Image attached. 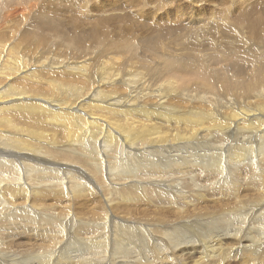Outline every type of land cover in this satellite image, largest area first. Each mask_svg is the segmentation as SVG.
Here are the masks:
<instances>
[{
    "label": "bare ground",
    "instance_id": "6f19581e",
    "mask_svg": "<svg viewBox=\"0 0 264 264\" xmlns=\"http://www.w3.org/2000/svg\"><path fill=\"white\" fill-rule=\"evenodd\" d=\"M30 8L23 6L18 16L17 8H13L7 15L21 18ZM110 19L114 18L106 21ZM65 26L63 22H35L39 31L36 39L30 32L19 40L26 49H10L8 44L0 49V77L7 82L0 87V127L10 130L0 132V264H264V199L254 205L245 204V195H240L239 190L243 182L237 179L241 168L251 170L255 166V153L261 158L264 155V79L255 78L236 100L226 98L223 92L208 94V90L201 93L191 87H178L175 78L163 77L173 60L179 62L175 58L170 62L174 57L171 55L166 74L162 70V76L156 71L155 75L139 76L136 71L143 67H121L117 55L92 60L95 63L91 70L90 59L80 60L81 52H30L41 42L45 47L52 43L42 35L44 31L51 34V41H61L59 47H63L74 33L71 25ZM94 27L86 28V36L92 38L93 44L112 39L101 27ZM238 31L243 40L228 42L232 48L249 41L243 30ZM123 32L119 30L117 38ZM162 61L159 62L163 64ZM104 85L111 88L102 89ZM230 94L236 97L235 92ZM82 99L92 101L90 113H84L87 106L83 107ZM199 102L207 109L199 108ZM35 117L46 124H62L67 133L65 147L74 156L80 150L89 151L82 156L98 172L87 169L84 161L79 168L73 167V172L65 169L62 176H56L57 180L47 182L45 187L34 186L43 179L38 173L32 175L37 172L35 165L71 168L56 162L55 153L48 150L55 151L53 142L45 143V135L28 126L26 121ZM13 120L26 125L18 126ZM76 131L80 132L78 139L87 143L78 141ZM240 132L247 136L237 137ZM21 170L24 179L20 177ZM262 173L261 170L254 176L260 184L264 183ZM93 191L108 210L119 203H143V219H129L130 211L118 216L115 213L109 220L100 213H93V222L80 220L70 211V198L88 197L91 192L99 204ZM45 194L53 195V200L58 196L64 200L62 215H49V204L38 205ZM185 231L188 233L179 240L177 234ZM20 244L24 245L17 247ZM82 247L93 250L91 258L75 254ZM36 248L40 252L34 253ZM9 249L13 251H3Z\"/></svg>",
    "mask_w": 264,
    "mask_h": 264
},
{
    "label": "rangeland",
    "instance_id": "374dc122",
    "mask_svg": "<svg viewBox=\"0 0 264 264\" xmlns=\"http://www.w3.org/2000/svg\"><path fill=\"white\" fill-rule=\"evenodd\" d=\"M25 5L31 6V8L28 11L29 13L28 12L22 13L26 15L24 17H21L23 18V20L18 17L16 19H13L12 14L11 17L7 15V12L12 13V9L17 8L15 15L18 16L20 14L18 12ZM109 17L114 18V19H110L112 23L109 22V20L106 21V19ZM43 21L49 25L52 24L55 25L57 24V22H63L66 25L65 27H67V25L70 27L71 25L70 28L73 29L74 32L71 36V39L73 40L70 39L68 43L66 42L63 43V47H59V45L62 46V42L51 41L49 39L51 38V34H46V32L43 30L44 32L42 31L43 34L42 32L41 34L46 36L49 42L52 43L49 44L47 47H45L44 46L45 42H41L36 46L37 48L39 47L38 49L37 48L29 49L30 52L34 54L37 51V53L39 54V53H43L44 51H49L48 53H50L53 50H57V49L63 51L66 50L70 53L72 52L71 54L74 53L77 55L81 52L80 55L82 56L83 59L80 58V60L90 59L91 62L89 69L91 70L93 69V65L95 63V61L93 63L92 60H95L97 58L104 59L106 57L108 58L110 57V59H113L112 56L117 55L119 56L117 58V61L121 63V67L129 68L130 66V68L134 70H137L139 66L143 67L142 69L140 68L138 71H136L138 75L140 74L139 76H141V74L147 76L155 75V71L157 73L161 72L160 76H162V72L164 71L165 73L163 74H166L167 72L166 69H168L167 72L168 77L167 75L163 77L166 78L170 77L171 80L175 78L174 83H176L177 86L179 84L178 87H182V88L191 87L193 90L195 91L197 90L201 93L203 91H204L203 93H206L207 91L205 90H208V94H212V92L213 94H221L223 92L224 94H226V98L236 99V100L241 98L242 97L241 94L247 91L246 90L247 86L248 89L249 87L252 86L253 80L255 78L260 77L259 79H264V0H0V49L2 48L3 45H7V44L9 45L10 49L13 48L15 50L19 48L18 51L26 49V46L20 43L19 40L25 38L26 35L30 34V32H32V34L34 35L33 36L34 39H36L35 37H37L39 31L38 30L36 31L35 22L40 23ZM85 25L86 27H84ZM92 25L93 27L95 26L94 28L101 27V29L105 31L108 37L112 35L111 37L112 39H110V41L107 40L106 42H101L97 40L96 43L93 44L92 38L86 36L87 32H89V29L86 28L91 27ZM235 29L240 30V32H242L243 30L242 33H245L244 35L249 38V41H245L244 44H239L238 46L236 45L237 48L236 47L232 48L230 44H228V42H232L233 40H237V41L243 40L242 39L243 35H240L239 31L237 30L236 32ZM119 30H124L126 33L123 32V35L117 38L119 35H121L118 33ZM35 32L38 33L36 34ZM82 32L84 34H82ZM108 33L111 35H109ZM83 35H85L86 37H84ZM9 36H11V38H9ZM81 36L84 37L85 39L87 38L88 40L86 39L84 43V39ZM155 36L157 37L155 38ZM123 37L126 38L124 39ZM173 38L175 39L177 38L176 39L177 42H175L176 40ZM192 38L193 40H191ZM75 39L77 40L79 39V40L75 41ZM74 41L78 43H75ZM18 42L21 45H19ZM180 42H182L184 45ZM148 43L149 44L153 43V44L151 46ZM55 44H57V48L55 47ZM72 44L75 47L72 46ZM91 45L92 48L90 47ZM186 45L188 46V48ZM77 46L79 47L77 48ZM46 48L48 50H45ZM177 49L179 50V52H177L178 51ZM246 50H248V52ZM180 51H182V54ZM172 52H175V54L174 53L172 54ZM179 53L180 55H178ZM183 53H187V54L184 55ZM170 55L171 57L172 56L174 57H172L171 59V57H168ZM183 55L184 58L182 57ZM174 58L175 60L178 59L180 63L176 61L174 62L173 60ZM227 58L230 60H228ZM168 59H171L170 62L172 60L173 61L170 63L168 62L169 61ZM231 60L233 62H231ZM159 61H162L165 66L161 64V62ZM196 61L198 62L196 63ZM225 62L228 65H226ZM168 63H170L169 67L170 66L173 67V65L175 66L174 69L170 67V69L174 71H171L169 67H167ZM106 64H110V62H107ZM148 69L150 71H148ZM234 72L235 73L237 72L238 74L237 73L234 74ZM57 74L58 73L56 71L55 75L54 74L52 75L54 77L57 76ZM174 74L176 75V77L177 76L179 77L178 78L179 80L176 79ZM182 74H184L183 78H182ZM162 78L160 81H164ZM182 79L185 80L183 81ZM181 81L184 83H182ZM24 82L28 83L27 81ZM239 83L241 86L239 85ZM6 85L7 82L0 77V87ZM38 88L47 90V88L42 85H39ZM109 88L111 87L108 85L102 86V89H109ZM233 92L236 93V97H233L230 94ZM81 101L83 107L87 106L84 109V113H90L89 106L92 105V101H90L89 99H82ZM199 108L207 109V107L200 102H199ZM37 111L38 110L36 109L32 112L36 113ZM135 119L136 118H134L133 120ZM13 121L15 122L16 120ZM135 121H137V119ZM130 122L131 120H128V123ZM26 123L28 124V126L35 129L33 130L34 132L45 135L46 137V138L44 137L45 143L49 141V143L52 144L53 142V144L55 145L54 147L56 149L62 150V152H60L59 150L56 149L54 151L53 150L54 148H48L49 151L55 153L56 162L58 163L61 162V164H66L71 166V168H67V167L63 168L60 165H56L46 168L44 167L43 164L35 165L34 167L36 168L37 172L33 173L32 175H36L38 173L40 176L43 177V179L39 183L34 182V186L45 187V184L47 182L57 180L56 176H62L65 169L73 172L74 171L73 167L78 166L77 168H79L80 167L79 165H81L84 161L87 162V167H86L87 169L92 171L95 170L98 172V170L94 166L88 165V163H90L91 161L88 158L82 156L89 154V151L80 150L79 154L77 156H74L71 153V151L65 147L66 142H64L65 141L64 138L66 137L67 133L66 131L63 132L64 128L60 126L62 124H59L58 122L54 123L53 121H50V123L47 122L46 124L45 121L43 122V120H41L38 117H35V119L34 118L29 119L28 121H26ZM18 124L16 125L18 126H20L21 124L26 125L25 123H18ZM50 124H54V125L50 126ZM66 124L69 123L66 122ZM66 124H64V126ZM139 126L140 124H138L136 128H139ZM6 130L10 132L9 129H6V126L3 125L2 127H0V132H5ZM240 133L241 134L238 135L237 137L243 138L246 135L245 133L242 132ZM76 134H77L76 135L77 139L80 138L79 135L80 132L76 131ZM1 135H3V133H1ZM90 136L91 135H89V137ZM234 137L235 136L232 137L233 138L232 141L235 139ZM212 138H214V136ZM80 140L81 142L87 143V141L85 142L83 138L78 139L79 142ZM234 141L236 142V140ZM45 143L42 142V144L44 145ZM111 155L113 156V152L111 153ZM255 158H256L255 166L251 170L246 168H241L242 172L237 176V179H239L240 181L242 179L241 182L243 183L240 184V186L238 184V186H239V190H241L240 195L241 194L245 195L243 202H245V204L247 205H254L258 203L260 200L264 199L263 198L264 191H262L264 190V183L260 184L259 182H256L254 178V176H256L257 173H259L261 170L263 171L262 175L264 177V155L261 158L260 156H258L257 153H255ZM1 172L4 173V171ZM102 174L103 176L104 175L106 176L105 169L102 170ZM20 177L21 179L25 178V174L22 170L20 172ZM93 192L98 197V202L100 205L97 203V201L96 202L94 201L91 192H89L88 197L81 196L77 198L74 197L70 198L71 199L70 211L80 220L93 222L96 216L94 214H99V213L102 215L103 219L109 220L115 213H116L115 215L118 216L120 215L121 212L131 211L129 219L137 221L140 220V218H142L141 215L144 213L143 211L146 209L143 203H137L135 205H133L134 203L133 204L129 203L130 205L119 203L120 205L118 204L116 207L110 208L108 210L104 206V203L100 199L98 193L96 191ZM52 196L53 195L46 196L45 194L44 196H42L43 200L38 202V205L42 206L44 204H49L48 207L52 208L53 210V211L48 210L49 212L47 213L49 215L52 216H56L57 214L62 215L64 213L62 209L63 208L62 205H64L63 204L64 200L60 199L59 196L55 198L56 200H53ZM125 205L130 208L126 207ZM97 207H99V209L96 211ZM112 209H114L115 212ZM161 214H165V213L161 212ZM135 218H137V220ZM198 231L200 234H198L197 237L202 236L201 231L200 230ZM187 233L188 231H185L182 234L178 233L177 236L179 237V240L182 239ZM175 239L176 236L174 237V244H176L177 242ZM21 245L24 244H20L17 247L20 248ZM139 246L142 247L143 245L140 244ZM35 250L34 253L40 252L39 249L37 248ZM76 250L77 252L75 254L77 255L83 254L84 257H90L91 254H93V250H91L92 251L91 253V251L85 247ZM3 251L5 252L13 251V249L3 250ZM232 264L235 263L233 262ZM241 264H245V261L244 263ZM249 264L251 263L249 262Z\"/></svg>",
    "mask_w": 264,
    "mask_h": 264
}]
</instances>
